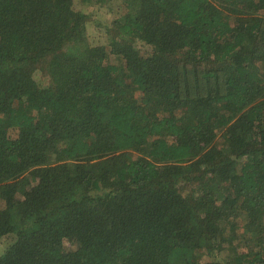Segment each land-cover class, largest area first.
<instances>
[{"label": "trees", "instance_id": "16d2710c", "mask_svg": "<svg viewBox=\"0 0 264 264\" xmlns=\"http://www.w3.org/2000/svg\"><path fill=\"white\" fill-rule=\"evenodd\" d=\"M117 1L0 0V264H264V0Z\"/></svg>", "mask_w": 264, "mask_h": 264}, {"label": "rangeland", "instance_id": "374dc122", "mask_svg": "<svg viewBox=\"0 0 264 264\" xmlns=\"http://www.w3.org/2000/svg\"><path fill=\"white\" fill-rule=\"evenodd\" d=\"M73 6L76 11H83L86 14L91 15L95 20L101 21L103 25H109L116 18H120L125 12V6L117 0L110 1L106 5H85L81 0H73ZM142 54L147 55L151 53V49L148 46L140 45ZM123 62V61H122ZM121 62V63H122ZM13 238H3L0 240V251L8 247L12 243ZM73 248V246H72ZM228 254H224L221 258H226ZM218 256V255H217ZM220 258V256H219ZM207 260V258H205Z\"/></svg>", "mask_w": 264, "mask_h": 264}]
</instances>
